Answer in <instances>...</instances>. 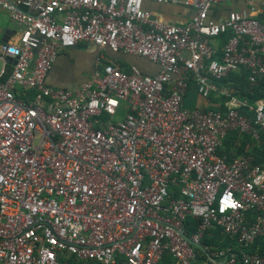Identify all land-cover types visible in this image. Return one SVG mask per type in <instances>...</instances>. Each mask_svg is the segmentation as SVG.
<instances>
[{"label": "built area", "instance_id": "2783aa9c", "mask_svg": "<svg viewBox=\"0 0 264 264\" xmlns=\"http://www.w3.org/2000/svg\"><path fill=\"white\" fill-rule=\"evenodd\" d=\"M150 1L192 14L0 0L16 26L0 41V264H264V164L251 151L264 88L247 97L264 80V0ZM78 44L98 53L87 78L48 85ZM190 89L211 106L186 107Z\"/></svg>", "mask_w": 264, "mask_h": 264}, {"label": "crops", "instance_id": "0c3cea01", "mask_svg": "<svg viewBox=\"0 0 264 264\" xmlns=\"http://www.w3.org/2000/svg\"><path fill=\"white\" fill-rule=\"evenodd\" d=\"M228 4L225 3V5H222V8L220 7L221 15L232 7L231 3ZM143 7L151 11L162 21L166 22L182 23L192 14V11L188 8L179 5L158 4L151 2L150 0H144ZM15 28L16 26L8 19L6 12L0 9V38L2 37V35H4L5 38H11L14 35ZM81 48L83 49L82 51L79 50ZM104 53L108 54V57L105 58L118 66H121V64L122 66L124 64H134L140 71L145 73L152 74L157 71V66L155 64L149 63L145 59H135L129 55L112 53L108 50H105L103 54ZM97 54L98 53L92 47H88L82 44H78L67 49L66 51L59 54L56 57L53 66L51 65L46 75V83L50 86L56 87H70L80 83L85 78H87V76L91 72ZM77 58H80L82 59V61L86 62V69L83 72V76H78V78L75 79L76 76L74 75L72 76L71 74H68V76H66V68L71 65L73 66L75 62H77ZM120 60H125L127 63L121 62ZM203 101V106H211L210 102H208L207 100L203 99Z\"/></svg>", "mask_w": 264, "mask_h": 264}, {"label": "trees", "instance_id": "16d2710c", "mask_svg": "<svg viewBox=\"0 0 264 264\" xmlns=\"http://www.w3.org/2000/svg\"><path fill=\"white\" fill-rule=\"evenodd\" d=\"M226 39V36L223 35L222 36V40H225ZM125 66V64L123 65ZM121 67V66H120ZM122 69H125L126 67H121ZM232 78L236 79L238 82V87H243L244 84H245V73L244 71H241L240 75H233ZM264 88V80H260L258 85L253 89L252 91V94H247V97L249 98V102L252 103V101L259 97L260 96V91ZM229 145H230V141L228 139H225L224 141V147H225V150H223L222 152L224 153H228V148H229ZM239 151H242V147L238 148L237 152ZM256 156V160L258 162H261L264 164V143H262L259 147H255L253 146L252 147V150H251ZM215 237L216 239L218 238V234L216 233L215 231ZM220 245H223V243H220Z\"/></svg>", "mask_w": 264, "mask_h": 264}, {"label": "rangeland", "instance_id": "374dc122", "mask_svg": "<svg viewBox=\"0 0 264 264\" xmlns=\"http://www.w3.org/2000/svg\"><path fill=\"white\" fill-rule=\"evenodd\" d=\"M228 1H227V4L229 3ZM79 50L82 51L83 49L81 48ZM103 55H105V57H108L107 53H104ZM120 61L121 62H126L125 60H120ZM54 62H53V64H54ZM53 64H52V66H53ZM126 66H127V64H125V66H122V64H121V67H126ZM85 69H86V62L82 61V59H80V58H77V62H75V64L73 66L71 65V66H68L66 68V72H67L66 76H68V74H71L72 76L73 75L76 76L75 79H77L78 76L81 77V76L84 75L83 72H84ZM203 102H204L203 99L201 97H199L198 95H196L194 93V91L191 90V89L188 90V92L186 93V96L184 97V105L186 107H189V108H192L194 106H203L204 105Z\"/></svg>", "mask_w": 264, "mask_h": 264}, {"label": "water", "instance_id": "95a60500", "mask_svg": "<svg viewBox=\"0 0 264 264\" xmlns=\"http://www.w3.org/2000/svg\"><path fill=\"white\" fill-rule=\"evenodd\" d=\"M5 40V36L2 35V37L0 38V41H4ZM206 264H210V263H206Z\"/></svg>", "mask_w": 264, "mask_h": 264}]
</instances>
